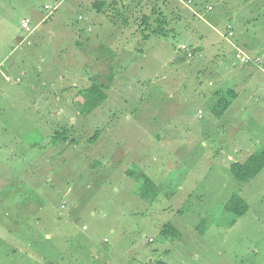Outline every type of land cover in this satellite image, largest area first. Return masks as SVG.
Instances as JSON below:
<instances>
[{"label": "rangeland", "instance_id": "obj_1", "mask_svg": "<svg viewBox=\"0 0 264 264\" xmlns=\"http://www.w3.org/2000/svg\"><path fill=\"white\" fill-rule=\"evenodd\" d=\"M93 1L0 0V264H264V171H230L264 145V73L216 118L228 79L178 50L237 33L264 66V0L172 3L163 36L138 29L153 1L101 0L105 14ZM92 84L107 98L83 115ZM233 196L243 216L225 210Z\"/></svg>", "mask_w": 264, "mask_h": 264}, {"label": "trees", "instance_id": "obj_2", "mask_svg": "<svg viewBox=\"0 0 264 264\" xmlns=\"http://www.w3.org/2000/svg\"><path fill=\"white\" fill-rule=\"evenodd\" d=\"M149 1H153V2L152 3L150 2L149 4L148 1H145V2L143 1L144 3L141 2L140 4L144 8H149L151 16L155 17L153 19V24H155V26L151 28V25H150L151 16L143 15L138 23L139 30L144 33L143 36H148V35L149 36L150 35L151 36H163L165 35L166 29H165V18H163L164 12L161 10V8H165V9L166 7L171 8L172 3H179L180 0H149ZM113 5H115L114 1L104 2L101 0H95L92 3V9L95 10L96 13L98 14H105L106 9H108V7L111 8ZM45 8L47 10H50V8L48 9L47 6ZM208 9L210 10L211 8L209 7ZM171 16L173 15L171 14ZM227 27L229 29L230 26L228 25ZM230 33L231 32H227V34L224 35L225 40H227L228 37H230ZM142 38L145 39L144 37ZM183 46L186 47L187 52H189L191 56L193 57L192 48L186 45H183ZM178 50L179 52L184 54L185 57L187 58L186 53L180 50V46ZM259 58L261 59L260 63H256L251 60L249 64L258 66L259 68L262 69V67H264L263 64H261V62H263V58L262 57H259ZM102 89L99 88L97 85L92 84V85H89L88 88H86L85 90L79 92V94L82 92H86L92 95V102L89 104V106L86 109H84L81 112L83 115L90 114L104 100H106L105 91H103L104 89L103 90ZM231 93L232 91H228V94H231ZM228 94L227 92L225 93V95L229 98ZM230 102H231L230 98L228 100L227 99L217 100L214 103V106L212 107L211 112L214 113V116L216 118L221 117L224 114V112L228 109ZM70 130L71 128L64 127V128H61L60 130L54 131L50 139V142L55 143L57 141H66L67 138L69 137ZM98 134H99V131L98 130L95 131L94 134L88 139V142L95 141L98 137ZM230 171L234 179H236L239 182H248L249 180L254 179L258 174L264 171V145H262L256 152L251 154L245 162L241 164L233 163L232 165H230ZM130 172H131L130 170L126 171L127 174H129ZM142 181H144L146 185L151 186L150 185L151 180L148 177L143 176ZM242 201L243 200L240 199L238 196L231 197L228 201V204L225 206V210L234 216H238V217L243 216L247 212V208L243 205ZM172 233L173 235L174 234L176 235L175 230L169 225L164 226V228L162 229L163 236H171ZM154 264H165V263L161 260H158Z\"/></svg>", "mask_w": 264, "mask_h": 264}, {"label": "crops", "instance_id": "obj_3", "mask_svg": "<svg viewBox=\"0 0 264 264\" xmlns=\"http://www.w3.org/2000/svg\"><path fill=\"white\" fill-rule=\"evenodd\" d=\"M230 1L234 2V0H230ZM251 5H253V2H245L242 6V9H246L247 7H249ZM208 8L209 7H207L208 11L212 10V9L209 10ZM161 10L164 11L165 8H161ZM126 17H128V16H126ZM25 19H27V18H25ZM25 19H23V20H25ZM43 19L44 18H41L40 21L37 23V25L39 23H41L43 21ZM127 20L128 19H126V21H124L125 24L129 23L128 22L129 20L128 21ZM29 24H31V21H29ZM123 25L124 24H121V26H123ZM124 26H126V25H124ZM138 29H139V27H138ZM236 35H237V33L233 34V36H232V37H234L233 41H231V40L226 41L225 40L224 45L218 44L216 42L207 43V42H203V41H201V43H189V44H187L193 50V57L190 58V59H193V61L200 62L203 59H205L206 56H208V55L211 56V58H209V60L214 61V83L216 80H218L220 78L228 79V86L229 87L227 89H223V90L215 89L214 90V98H217V100L220 99L219 95H221L222 93L225 95L226 92L228 94V91H232L231 94H228V96L231 100L228 108H230L233 104H235L236 101L244 93V88L241 89V84H243V85L245 84V82L247 81V78L249 76L250 71L252 69H255V68L260 69L258 66H255V65L240 66L238 64L237 60L235 59L236 49H239L243 52L244 51L249 52L250 56L253 58L262 57L261 55H259V53H255L254 52L255 50L252 52L250 49L251 46L247 49L245 48L246 45L250 44L246 40L245 37H244V41L235 40ZM112 48H114V46H112ZM112 48H110V50H112ZM208 50H213V51L210 53ZM225 55L228 57L226 60L223 59V57ZM142 57H144V55H142ZM229 61L233 62L232 65H233L234 69H231L230 67H228ZM246 70H248L249 72H246ZM0 87L2 88L1 85H0ZM103 89H104V91H106L107 85L103 86ZM106 98H107V96H106ZM2 128H4V127H2ZM49 143H50V139H49ZM51 144H52V142H51ZM236 147L238 148L239 151L242 152V150H243L245 153H248V154H249V152H251L253 150L249 144H246L245 146L238 144V146H236ZM11 152H12L11 150L7 151V154H10ZM250 155H248V157Z\"/></svg>", "mask_w": 264, "mask_h": 264}, {"label": "built area", "instance_id": "obj_4", "mask_svg": "<svg viewBox=\"0 0 264 264\" xmlns=\"http://www.w3.org/2000/svg\"><path fill=\"white\" fill-rule=\"evenodd\" d=\"M48 9L50 7H47ZM21 27L28 30L29 29V20H22L21 21ZM232 35V33H230V36ZM180 50L183 51L184 53H186L187 58L192 57L191 54L189 52H187V49L185 46H180ZM235 59L237 60L238 64L240 66H246L248 65L251 60L256 62V63H260V59H252L249 56H247L244 52H242L241 50L237 49L235 52Z\"/></svg>", "mask_w": 264, "mask_h": 264}, {"label": "clouds", "instance_id": "obj_5", "mask_svg": "<svg viewBox=\"0 0 264 264\" xmlns=\"http://www.w3.org/2000/svg\"><path fill=\"white\" fill-rule=\"evenodd\" d=\"M179 3H181V4H184V5H186L187 7H188V5L191 3V0H188V1H183V0H180L179 1ZM48 7V6H47ZM55 8H56V6H54V9L52 8V7H50V10H55ZM25 20H28V19H25ZM22 28V27H21ZM24 29V28H23ZM26 30V29H25ZM29 30V29H28ZM28 30H26V31H28ZM180 46H182V45H180ZM179 48V47H178ZM237 50V49H236ZM183 52V51H182ZM243 52V51H242ZM245 53V52H244ZM246 54V53H245ZM247 55V54H246ZM247 56H249V55H247ZM250 57V56H249ZM190 58H192V57H190ZM190 58H187V59H190ZM250 58H252V59H256V58H253V57H250ZM257 59H260L259 57H257ZM261 60V59H260ZM261 64H263V62H261ZM248 65H250V64H248ZM248 65H246V66H248ZM261 69V68H260ZM261 71L264 73V67H262V69H261Z\"/></svg>", "mask_w": 264, "mask_h": 264}]
</instances>
